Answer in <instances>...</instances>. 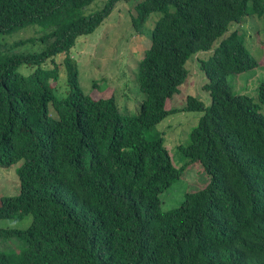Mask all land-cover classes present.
<instances>
[{
    "label": "trees",
    "instance_id": "obj_1",
    "mask_svg": "<svg viewBox=\"0 0 264 264\" xmlns=\"http://www.w3.org/2000/svg\"><path fill=\"white\" fill-rule=\"evenodd\" d=\"M131 1L0 0V35L37 28L0 43V169L15 167L18 179L12 195L0 193V220L26 225L0 229V264H264V116L228 82L260 67L245 33L230 29L249 18L264 25V0L136 4L131 27L150 47L137 64L144 100L135 114L115 95L97 97L96 80L84 94L70 56L79 37ZM153 13L163 16L147 30ZM37 43L39 51L21 52ZM201 52L209 106L188 95L167 110ZM257 101L264 108V82ZM181 111L203 115L176 168L155 127ZM193 164L208 182L163 209L161 195Z\"/></svg>",
    "mask_w": 264,
    "mask_h": 264
},
{
    "label": "rangeland",
    "instance_id": "obj_2",
    "mask_svg": "<svg viewBox=\"0 0 264 264\" xmlns=\"http://www.w3.org/2000/svg\"><path fill=\"white\" fill-rule=\"evenodd\" d=\"M142 1L133 0L129 3H118L94 33L79 37L75 46L70 50L71 58L77 63L78 80L82 92L92 95V81L96 80L104 91L101 94L95 93L97 97L104 96L106 98L115 95L118 105L125 106L131 114L136 113L139 104L144 100L135 79L138 70L137 64L150 47L148 37L137 36L131 27V16H135L134 6ZM101 4V1L94 2L90 8L100 7ZM168 11L173 12V9L169 8ZM162 16V13L151 14L145 24L146 29L152 30L155 22ZM233 29H239L240 32L245 33L246 47L256 58L260 67L253 73L231 76L228 82L236 94L252 99L258 105V112L264 116V108L257 101L258 88L264 82V69L261 68L264 66L263 22L258 18H249L242 26H232L230 30ZM36 30V27H27L9 36L0 35V43H9L12 46L15 42L25 40L33 35L36 36ZM20 49H22L21 52H37L40 50V44L21 46ZM206 56H209V52H201L188 59L185 66L188 70V77L179 87L178 94L169 100L170 103H166L167 110L182 109L188 95L201 101L204 106H209V95L202 90L205 78L198 69V59H203ZM63 58L64 54H61L55 62L61 64ZM18 72L27 75L30 69L22 66ZM63 76L64 72L61 70L60 77ZM51 85L54 86V82H51ZM202 115V112H176L155 127V131L162 137L164 146L176 168L182 167L187 162L181 157L178 147L188 144L189 135L197 126ZM17 182L15 167L7 170L0 169L1 196L12 195L17 188ZM207 182L208 178L199 165L193 164L187 167L181 179L161 195L162 208L172 209L179 206L187 193L200 190ZM24 226L26 225L14 221H0L1 228H23Z\"/></svg>",
    "mask_w": 264,
    "mask_h": 264
},
{
    "label": "clouds",
    "instance_id": "obj_3",
    "mask_svg": "<svg viewBox=\"0 0 264 264\" xmlns=\"http://www.w3.org/2000/svg\"><path fill=\"white\" fill-rule=\"evenodd\" d=\"M1 221V220H0ZM7 221H12V220H7ZM0 229H13V228H1Z\"/></svg>",
    "mask_w": 264,
    "mask_h": 264
}]
</instances>
